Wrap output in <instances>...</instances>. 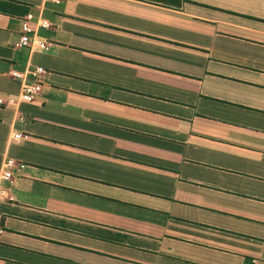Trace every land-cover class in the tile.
Returning a JSON list of instances; mask_svg holds the SVG:
<instances>
[{
  "label": "crops",
  "instance_id": "1",
  "mask_svg": "<svg viewBox=\"0 0 264 264\" xmlns=\"http://www.w3.org/2000/svg\"><path fill=\"white\" fill-rule=\"evenodd\" d=\"M8 157L0 264H264V0H0Z\"/></svg>",
  "mask_w": 264,
  "mask_h": 264
},
{
  "label": "built area",
  "instance_id": "2",
  "mask_svg": "<svg viewBox=\"0 0 264 264\" xmlns=\"http://www.w3.org/2000/svg\"><path fill=\"white\" fill-rule=\"evenodd\" d=\"M54 2H60L61 0H52ZM34 20V14L28 13L22 20L21 23V32L20 37L18 40V45L23 47L28 46H37L39 48H45V41L35 38L34 35L36 34L37 29H44L50 28L51 22L45 18H39L36 21L35 26L32 25V21ZM12 76L14 78H18L25 81L23 91L21 92L19 98H9L7 103L14 104L18 100L22 102H30L32 101L42 90L44 86L45 74L46 69L44 66H36L25 71L13 70ZM20 120H25L24 115L19 116ZM15 137L18 139L28 137L26 133H17ZM16 160L12 157H8L4 161V169L2 172V180L7 183V186L1 185L0 187V196H7L10 184L14 178V168L16 167ZM0 225H1V218H0Z\"/></svg>",
  "mask_w": 264,
  "mask_h": 264
}]
</instances>
